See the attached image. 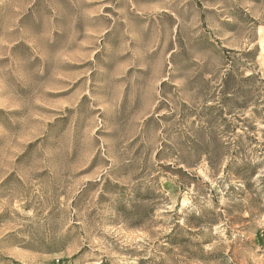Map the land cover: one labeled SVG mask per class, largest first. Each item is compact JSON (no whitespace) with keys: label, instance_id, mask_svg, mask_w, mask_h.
<instances>
[{"label":"rangeland","instance_id":"1","mask_svg":"<svg viewBox=\"0 0 264 264\" xmlns=\"http://www.w3.org/2000/svg\"><path fill=\"white\" fill-rule=\"evenodd\" d=\"M234 65L264 90V0H0V264H264Z\"/></svg>","mask_w":264,"mask_h":264},{"label":"trees","instance_id":"2","mask_svg":"<svg viewBox=\"0 0 264 264\" xmlns=\"http://www.w3.org/2000/svg\"><path fill=\"white\" fill-rule=\"evenodd\" d=\"M232 54L240 55L243 59L247 60V62H254V60L257 58V50L247 51L243 53L232 52ZM238 77V71L235 69L234 65L229 69V71L223 78L222 89L224 91H227L228 89H230V87L234 86V88L236 89V93L229 97V99L217 103L216 107H211L208 110L211 112L210 115L215 113L219 117H222L223 114H225L228 117L234 118L235 120H237V125H234L232 127V121L223 119L224 121H222V126L226 127L227 129H232V132H235V134H237V130H240L245 137L251 138V134L255 129L247 124L250 121H256V119L264 120V90H262V85L257 86V75H255L254 73L242 79H239ZM260 108H262V110L259 111ZM248 110H251L252 113V117H250L249 119H247L245 115ZM213 122L216 123V121ZM210 124H212V122H210ZM240 138H242L241 135H236V139L234 140L233 144L239 149H241L242 147L241 141L239 140ZM254 141L257 142V140ZM262 159L264 160V153ZM241 162V165L238 166V171H236L239 172L236 174V176L240 181L237 188L243 193H246V191L251 188L250 181L252 178L256 177L254 173L256 169L259 168V166L253 165L252 163H248L243 160ZM236 165V161L232 162V164L227 168L228 171L235 168ZM262 181L264 182V175L262 177Z\"/></svg>","mask_w":264,"mask_h":264}]
</instances>
